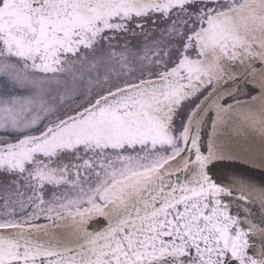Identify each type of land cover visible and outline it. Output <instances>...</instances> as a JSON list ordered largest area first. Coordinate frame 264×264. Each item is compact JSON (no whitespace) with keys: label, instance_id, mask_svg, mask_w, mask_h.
<instances>
[{"label":"snow or ice","instance_id":"6c2138e0","mask_svg":"<svg viewBox=\"0 0 264 264\" xmlns=\"http://www.w3.org/2000/svg\"><path fill=\"white\" fill-rule=\"evenodd\" d=\"M250 138L264 0H0V264H264Z\"/></svg>","mask_w":264,"mask_h":264},{"label":"water","instance_id":"95a60500","mask_svg":"<svg viewBox=\"0 0 264 264\" xmlns=\"http://www.w3.org/2000/svg\"><path fill=\"white\" fill-rule=\"evenodd\" d=\"M211 128L210 125L207 129H205L202 133V144H203V149L206 151L207 150V141H208V136L210 134ZM231 130L228 129L226 130V135L230 134ZM248 143L252 145L255 149V152L257 154V166H253L250 164H244L239 161L233 162L234 167L238 169L244 170L246 173L252 175L258 182L264 181V168L259 167V150H260V143L258 139H249ZM67 236V233H65Z\"/></svg>","mask_w":264,"mask_h":264}]
</instances>
